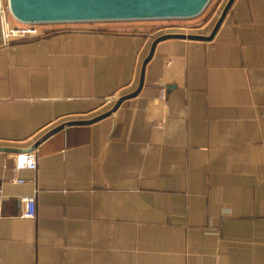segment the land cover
<instances>
[{"label": "crops", "instance_id": "0c3cea01", "mask_svg": "<svg viewBox=\"0 0 264 264\" xmlns=\"http://www.w3.org/2000/svg\"><path fill=\"white\" fill-rule=\"evenodd\" d=\"M3 30L0 147L20 151L0 150V264H264V0L158 43L141 92L47 138L37 169L17 155L135 91L156 37Z\"/></svg>", "mask_w": 264, "mask_h": 264}, {"label": "water", "instance_id": "95a60500", "mask_svg": "<svg viewBox=\"0 0 264 264\" xmlns=\"http://www.w3.org/2000/svg\"><path fill=\"white\" fill-rule=\"evenodd\" d=\"M211 0H8L13 17L21 23H83L143 21L159 19H188L200 15ZM235 0H228L210 36L164 34L156 37L150 52L143 61L139 85L135 91L119 97L111 110L89 120L68 121L50 130L27 151L35 150L47 138L58 131L74 125H90L112 115L121 104L136 97L142 90L146 67L154 55L156 46L163 40L178 38L211 40L223 23ZM1 151L20 150L0 147ZM25 152V151H24Z\"/></svg>", "mask_w": 264, "mask_h": 264}, {"label": "rangeland", "instance_id": "374dc122", "mask_svg": "<svg viewBox=\"0 0 264 264\" xmlns=\"http://www.w3.org/2000/svg\"><path fill=\"white\" fill-rule=\"evenodd\" d=\"M222 2V3H221ZM227 0H211L205 10L198 16L188 19H157L143 21H114V22H83V23H41L40 33L32 37H16L5 39L14 45L39 42L57 35H86V34H143L147 37H158L164 34L179 33L185 35L208 34L211 25H215L220 17ZM1 14V13H0ZM2 16V14H1ZM12 26L18 21L11 19ZM203 27V30L200 29ZM4 29V27H3ZM4 36V30H3Z\"/></svg>", "mask_w": 264, "mask_h": 264}, {"label": "built area", "instance_id": "2783aa9c", "mask_svg": "<svg viewBox=\"0 0 264 264\" xmlns=\"http://www.w3.org/2000/svg\"><path fill=\"white\" fill-rule=\"evenodd\" d=\"M2 14V21L4 27V38H18V37H32L38 36L40 33L41 23H21L12 26L11 18H14L8 0L0 8ZM167 90L164 86L160 89V98L166 100ZM17 167L18 168H31L37 169L38 167V155L37 149L32 151L21 152L17 155ZM25 180H16V183H24ZM3 202V193L0 190V205ZM20 216L24 219H34L37 216V201L35 196L25 197L20 202Z\"/></svg>", "mask_w": 264, "mask_h": 264}]
</instances>
